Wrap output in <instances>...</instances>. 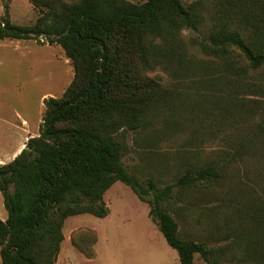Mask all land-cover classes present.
Instances as JSON below:
<instances>
[{
  "label": "trees",
  "instance_id": "obj_1",
  "mask_svg": "<svg viewBox=\"0 0 264 264\" xmlns=\"http://www.w3.org/2000/svg\"><path fill=\"white\" fill-rule=\"evenodd\" d=\"M30 1L38 10L36 20L17 24L5 7L0 39L59 44L74 75L60 96L43 99L38 134L11 161L0 163V194L7 212L5 220L0 218L1 264H54L65 219L80 213L106 216L103 194L116 181L148 204L150 219L181 264H195L196 254L204 264H222L225 246L183 237L167 207L176 198L175 188L218 178L219 164L190 166L175 181L158 186L126 169L117 134L146 129L151 113L174 102L173 90L147 74L156 65L197 87L189 108L202 109L199 89H222L226 82L235 83L237 92L251 91L244 99L235 94L223 98L233 99V107L259 106L264 89L251 76L264 68V0ZM183 28L197 34L192 44L210 59L187 51ZM81 241L72 239L84 255L94 256L96 236ZM234 259L264 264V252L257 249Z\"/></svg>",
  "mask_w": 264,
  "mask_h": 264
},
{
  "label": "rangeland",
  "instance_id": "obj_2",
  "mask_svg": "<svg viewBox=\"0 0 264 264\" xmlns=\"http://www.w3.org/2000/svg\"><path fill=\"white\" fill-rule=\"evenodd\" d=\"M192 1L183 0L185 4ZM5 7L17 24H31L38 16L30 0H0V17ZM206 27L207 23L200 26L202 35ZM180 36L197 59L211 58L192 44L196 33L183 28ZM147 74L173 90L174 102L151 113L146 129L117 134L123 143L122 163L140 180L150 177L163 186L190 166L217 162L218 178L196 182L188 189H174L176 198L167 207L181 235L204 239L213 247L225 246L222 264H242L234 257L257 249L264 252V98L259 106H251L253 110L249 105L236 109L233 99L223 98L235 94L233 97L244 99L251 91L237 92L235 83L226 82L222 89L221 85L199 89L202 109L189 108L197 91V87H190L189 80L176 78L161 65ZM73 75V66L59 44L0 39V134L8 133L10 124L21 126L25 120L29 134L37 135L44 113L43 99L60 96ZM251 79L259 81L264 89V68L252 73ZM103 200L109 208L106 216L80 213L65 219L64 239L54 264H181L177 251L149 218L148 204L128 185L116 181L105 191ZM0 210L6 212L1 194ZM92 235L97 237L95 254L87 257L72 239L81 245L83 237ZM194 263L204 261L196 254Z\"/></svg>",
  "mask_w": 264,
  "mask_h": 264
},
{
  "label": "crops",
  "instance_id": "obj_3",
  "mask_svg": "<svg viewBox=\"0 0 264 264\" xmlns=\"http://www.w3.org/2000/svg\"><path fill=\"white\" fill-rule=\"evenodd\" d=\"M24 122H26V121L22 120L21 126H18L17 124L12 123L9 125V132L8 133L2 132V134H0V163H5V162L11 161L20 152V150L24 147V144L27 141V139L30 136L34 135V134H31V135L29 134L28 124H27V122L26 123H24ZM13 139H16V140H13ZM142 202L146 203L144 201H142ZM148 211H149V206H148ZM147 214H148V212H147ZM6 217H7V212L0 210V218L5 220ZM96 239H97V237H96ZM95 242H94V244H95ZM94 244H93V249H94Z\"/></svg>",
  "mask_w": 264,
  "mask_h": 264
}]
</instances>
